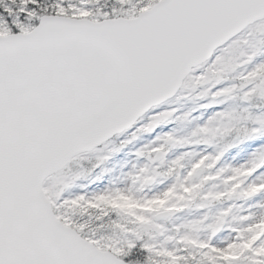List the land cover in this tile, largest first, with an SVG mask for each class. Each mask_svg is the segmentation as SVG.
Instances as JSON below:
<instances>
[{
  "label": "snow or ice",
  "instance_id": "6c2138e0",
  "mask_svg": "<svg viewBox=\"0 0 264 264\" xmlns=\"http://www.w3.org/2000/svg\"><path fill=\"white\" fill-rule=\"evenodd\" d=\"M0 264H264V0H0Z\"/></svg>",
  "mask_w": 264,
  "mask_h": 264
},
{
  "label": "rangeland",
  "instance_id": "374dc122",
  "mask_svg": "<svg viewBox=\"0 0 264 264\" xmlns=\"http://www.w3.org/2000/svg\"><path fill=\"white\" fill-rule=\"evenodd\" d=\"M121 156L122 154H117L114 159L111 161V164H115V165H118L119 162L121 161Z\"/></svg>",
  "mask_w": 264,
  "mask_h": 264
}]
</instances>
